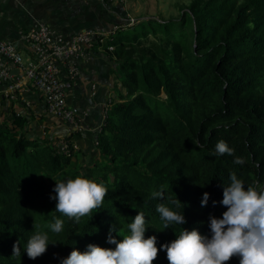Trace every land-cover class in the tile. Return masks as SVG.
Listing matches in <instances>:
<instances>
[{"label":"trees","instance_id":"trees-1","mask_svg":"<svg viewBox=\"0 0 264 264\" xmlns=\"http://www.w3.org/2000/svg\"><path fill=\"white\" fill-rule=\"evenodd\" d=\"M179 10L168 20L136 21L104 43L113 46L124 91L97 134L92 163L77 162L70 143L65 153L31 136L20 114L2 120L0 105V264H61L89 244L114 248L109 231L122 239L139 212L145 238L156 236L153 264H169L162 246L183 229L211 237L210 217L227 210L221 201L231 173L264 189V0H188ZM220 140L234 155H213ZM77 175L108 189L103 206L79 223L56 212L50 198L55 180ZM156 191L165 198L154 199ZM160 203L186 223L163 229ZM54 217L64 222L59 234L48 227ZM36 231L56 244L32 260L24 249ZM17 242L20 255L13 256Z\"/></svg>","mask_w":264,"mask_h":264},{"label":"clouds","instance_id":"clouds-1","mask_svg":"<svg viewBox=\"0 0 264 264\" xmlns=\"http://www.w3.org/2000/svg\"><path fill=\"white\" fill-rule=\"evenodd\" d=\"M234 149L220 140L215 145L213 155H234ZM235 164L243 165V157H235ZM230 185L224 187L221 204L227 208L222 218L210 217L211 237L201 235L197 230L183 229L177 239L163 245L169 264H228L233 258L239 264H264V189L257 190L252 185H245L233 172L230 174ZM50 197L56 201L55 211L76 223L82 217L92 216L103 206L108 189L93 180L77 175L66 181L55 180ZM152 197L163 200L164 192L156 191ZM209 194L204 193L201 206H206ZM177 207H182L175 199ZM156 211L163 221V229L170 225H183L186 220L181 212L169 208L163 203L156 206ZM48 225L52 233L63 231V220L53 218ZM35 227V225H34ZM147 222L139 212L127 225V232L122 239L112 235L111 230L107 243L114 248H103L94 244L87 245L84 252L73 250L61 264H153L159 249L156 247V236L145 238ZM49 236L36 231L27 241L24 251L29 259L43 256L48 249ZM20 255L19 242L13 245V256Z\"/></svg>","mask_w":264,"mask_h":264},{"label":"crops","instance_id":"crops-1","mask_svg":"<svg viewBox=\"0 0 264 264\" xmlns=\"http://www.w3.org/2000/svg\"><path fill=\"white\" fill-rule=\"evenodd\" d=\"M130 8V0H0V38L17 46L28 61L31 55L20 40L22 30L43 24L65 37L85 29L111 32L118 26V31L126 28ZM69 62L77 69L66 96L75 113L74 123L48 115L44 96L26 83L12 63L9 81L0 84L1 119L20 114L31 136L54 145L68 138L76 146L77 162L92 163L98 156L97 134L112 102L124 91L121 73L103 46L94 47L89 57H73ZM66 66L59 65L62 78H66Z\"/></svg>","mask_w":264,"mask_h":264},{"label":"built area","instance_id":"built-area-1","mask_svg":"<svg viewBox=\"0 0 264 264\" xmlns=\"http://www.w3.org/2000/svg\"><path fill=\"white\" fill-rule=\"evenodd\" d=\"M135 22L129 17L124 26ZM118 28L114 26L111 32L85 29L65 37L43 24L30 27L20 32L22 45L31 55L28 61L23 59L17 46L0 38V84L9 81V63H12L21 70V77L26 83L44 96L48 115L74 123L75 113L67 105L66 96L76 79L77 69L69 61L73 57H89L94 47H102L107 40H112ZM112 49V45L107 47L109 51ZM59 65H67L66 78L59 75ZM56 147L65 153L70 149L69 142L62 139Z\"/></svg>","mask_w":264,"mask_h":264},{"label":"rangeland","instance_id":"rangeland-1","mask_svg":"<svg viewBox=\"0 0 264 264\" xmlns=\"http://www.w3.org/2000/svg\"><path fill=\"white\" fill-rule=\"evenodd\" d=\"M187 3L188 0H130L129 14L137 22L152 17L168 20L177 17L180 7Z\"/></svg>","mask_w":264,"mask_h":264}]
</instances>
